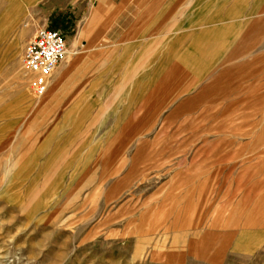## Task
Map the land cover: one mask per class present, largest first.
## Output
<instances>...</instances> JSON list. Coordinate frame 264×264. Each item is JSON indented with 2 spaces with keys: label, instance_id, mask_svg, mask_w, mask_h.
<instances>
[{
  "label": "rangeland",
  "instance_id": "374dc122",
  "mask_svg": "<svg viewBox=\"0 0 264 264\" xmlns=\"http://www.w3.org/2000/svg\"><path fill=\"white\" fill-rule=\"evenodd\" d=\"M153 1L0 0V264H264V0L194 65L153 29L231 3ZM42 28L69 53L36 107Z\"/></svg>",
  "mask_w": 264,
  "mask_h": 264
},
{
  "label": "crops",
  "instance_id": "0c3cea01",
  "mask_svg": "<svg viewBox=\"0 0 264 264\" xmlns=\"http://www.w3.org/2000/svg\"><path fill=\"white\" fill-rule=\"evenodd\" d=\"M210 0H170V4H173V7L165 12V9L161 11V15L163 17L167 16L169 17L171 14H175L179 10H176L178 7L184 6L186 4H189L191 2L195 3L198 6L204 5L206 2ZM218 0H212V2H216ZM244 0H225L227 3H231L230 6L225 10V16L221 17V10L215 11V8L212 6L210 7L212 10L208 12H199L193 14L194 16V22L188 25H182L183 27L176 28L172 30V28H168L166 26H158L153 29V32L156 34V30H162V33H171L172 38L174 41H172V44L174 45L176 41L181 42V44H185V52H184V59L182 62L189 61L191 64H197L200 61V56L204 54L211 55V51H207L204 53V49L214 48L218 44V38L219 34L218 31L220 29L219 24L221 22H225L229 20L231 17H239L240 19H249L251 17V13H246L244 11H241V9L237 8L240 3ZM263 1V0H260ZM160 0H154L153 3L150 5V11L155 12L156 8L159 6ZM123 7L129 8V7H136L140 5V0H119L118 2ZM213 4V3H212ZM114 5H117L114 3ZM264 5V4H263ZM175 6V7H174ZM149 11V12H150ZM155 16L154 20H158L160 16ZM221 17V18H220ZM222 19V20H220ZM179 33H183V35H179ZM68 51V50H67ZM193 55V57H192ZM195 55V56H194ZM191 56V58H189ZM199 58V59H198ZM176 69V68H175ZM174 69V70H175ZM62 73L64 71H67L66 68L61 69ZM61 73V72H60ZM57 87V86H56ZM54 89L48 91L46 90V93L43 95V99L41 98L36 104V107L43 106L49 101V98H46L49 96L50 92H54ZM45 97V98H44Z\"/></svg>",
  "mask_w": 264,
  "mask_h": 264
},
{
  "label": "built area",
  "instance_id": "2783aa9c",
  "mask_svg": "<svg viewBox=\"0 0 264 264\" xmlns=\"http://www.w3.org/2000/svg\"><path fill=\"white\" fill-rule=\"evenodd\" d=\"M66 40L62 32L42 28L27 43L22 64L30 76L29 91L32 97H42L51 75L66 55Z\"/></svg>",
  "mask_w": 264,
  "mask_h": 264
},
{
  "label": "bare ground",
  "instance_id": "6f19581e",
  "mask_svg": "<svg viewBox=\"0 0 264 264\" xmlns=\"http://www.w3.org/2000/svg\"><path fill=\"white\" fill-rule=\"evenodd\" d=\"M68 53H69V51L66 50V54H68Z\"/></svg>",
  "mask_w": 264,
  "mask_h": 264
}]
</instances>
